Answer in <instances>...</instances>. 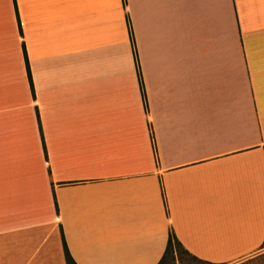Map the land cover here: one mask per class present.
<instances>
[{"label": "crops", "instance_id": "crops-1", "mask_svg": "<svg viewBox=\"0 0 264 264\" xmlns=\"http://www.w3.org/2000/svg\"><path fill=\"white\" fill-rule=\"evenodd\" d=\"M170 233L264 243V0H0V264H65L62 235L158 264Z\"/></svg>", "mask_w": 264, "mask_h": 264}, {"label": "trees", "instance_id": "trees-1", "mask_svg": "<svg viewBox=\"0 0 264 264\" xmlns=\"http://www.w3.org/2000/svg\"><path fill=\"white\" fill-rule=\"evenodd\" d=\"M25 53V51H24ZM27 64V75L28 79L31 83V77H30V71L28 67V62L26 60ZM32 87V84H31ZM62 243H63V253H64V260L65 264H76L72 256L70 255V252L68 251L64 237L62 235ZM264 243L259 248L258 251L263 249ZM158 264H213L210 262H205L197 259L190 253H188L180 244L178 239L175 237L173 233L169 234L165 253L160 260ZM229 264H264V252L261 254H255L252 257H248L239 261H235Z\"/></svg>", "mask_w": 264, "mask_h": 264}, {"label": "rangeland", "instance_id": "rangeland-1", "mask_svg": "<svg viewBox=\"0 0 264 264\" xmlns=\"http://www.w3.org/2000/svg\"><path fill=\"white\" fill-rule=\"evenodd\" d=\"M263 252H264V247H263V249H261L260 251H258V252H256V253L252 254V255L249 256V257H252V256L255 255V254H261V253H263Z\"/></svg>", "mask_w": 264, "mask_h": 264}]
</instances>
